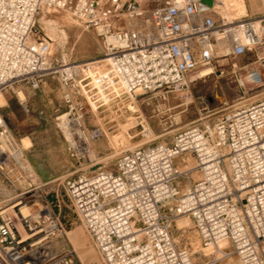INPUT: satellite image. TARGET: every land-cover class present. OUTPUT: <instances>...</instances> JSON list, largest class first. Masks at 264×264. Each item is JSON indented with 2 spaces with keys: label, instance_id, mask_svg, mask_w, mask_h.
Listing matches in <instances>:
<instances>
[{
  "label": "built area",
  "instance_id": "obj_1",
  "mask_svg": "<svg viewBox=\"0 0 264 264\" xmlns=\"http://www.w3.org/2000/svg\"><path fill=\"white\" fill-rule=\"evenodd\" d=\"M43 7L69 11L93 30L106 68L54 56L35 26ZM237 56L248 59L231 63L233 73L243 70L238 81L263 79L264 12L226 19L214 0H0V93L55 78L64 107L56 124L77 159L91 161L89 140L99 134L83 127L87 106L165 97L209 76L189 80L218 57ZM40 187L0 112V264H81L70 247L51 246L65 227ZM65 195L105 264H197L173 235L178 218L212 247L213 262L235 255L236 264H264V99L181 129L170 142L124 150L112 170L68 178Z\"/></svg>",
  "mask_w": 264,
  "mask_h": 264
},
{
  "label": "rangeland",
  "instance_id": "obj_2",
  "mask_svg": "<svg viewBox=\"0 0 264 264\" xmlns=\"http://www.w3.org/2000/svg\"><path fill=\"white\" fill-rule=\"evenodd\" d=\"M243 1L245 12L239 0H216L220 5L216 8L217 14L226 19H239L264 12L262 0ZM35 26L49 40L54 56H63L75 62H91L96 71L106 68L108 59L102 40L93 30L75 20L69 11L43 7ZM216 60L214 73L188 82L166 93L165 97L158 93H137L93 111L87 106L83 127L87 133L99 130V134L89 140L88 157L91 161L71 157L66 151L65 138L55 119L64 110L55 78H45L37 88L22 84L21 95L12 90L2 93L5 101L0 105V112L24 149V154L31 149L40 167L49 169L44 172L33 170L41 184L39 199L50 203L65 227L64 236L52 239L50 243L55 250L70 247L81 264H105L66 198L65 182L68 178L81 173L112 170L116 158L124 150L137 145L170 142L181 129L195 124L211 125L236 107L264 99V85L247 90L238 81V74H243V70L231 71L234 60L240 66L248 61L247 57H218ZM172 231L179 245L189 247L197 264L237 263L235 255L213 262L212 247L200 243L189 220L178 218Z\"/></svg>",
  "mask_w": 264,
  "mask_h": 264
},
{
  "label": "bare ground",
  "instance_id": "obj_3",
  "mask_svg": "<svg viewBox=\"0 0 264 264\" xmlns=\"http://www.w3.org/2000/svg\"><path fill=\"white\" fill-rule=\"evenodd\" d=\"M240 1V6H241V9L245 12V10H246V7H245V4H244V1L243 0H239ZM214 6H215V8H217V7H220V5L216 2V0H214ZM223 50V46H220V52ZM51 51V50H50ZM107 59H108V57H107ZM214 73V69L213 70H210V68H202V69H200L199 71H197V72H195V73H190L189 74V80H192V79H194V78H197L198 76H200V75H203V74H206V73ZM240 83L241 84H243L244 86H245V88L248 90V89H252V88H254V87H259V86H262V85H264V76H263V79L261 80V81H258V83L257 84H255V85H250L249 83H248V78H246V77H243V78H241L240 80ZM18 93H20V92H18ZM19 95H21V93L19 94ZM19 97V96H18ZM5 101V99H4V97H3V95H2V93H0V105H2L3 104V102ZM88 154H89V152H88ZM90 156V155H89ZM188 221L189 219L188 218H184V221ZM183 222V221H182Z\"/></svg>",
  "mask_w": 264,
  "mask_h": 264
},
{
  "label": "crops",
  "instance_id": "obj_4",
  "mask_svg": "<svg viewBox=\"0 0 264 264\" xmlns=\"http://www.w3.org/2000/svg\"><path fill=\"white\" fill-rule=\"evenodd\" d=\"M22 139H25V137H23ZM33 146H34L33 143H31V147H33ZM25 155H26L29 163L31 164V166L35 170V172L49 171V169H43L42 167H40V163L36 159L33 158V155L31 154V149H29Z\"/></svg>",
  "mask_w": 264,
  "mask_h": 264
},
{
  "label": "water",
  "instance_id": "obj_5",
  "mask_svg": "<svg viewBox=\"0 0 264 264\" xmlns=\"http://www.w3.org/2000/svg\"><path fill=\"white\" fill-rule=\"evenodd\" d=\"M200 1L208 5H211L213 3V0H200Z\"/></svg>",
  "mask_w": 264,
  "mask_h": 264
}]
</instances>
